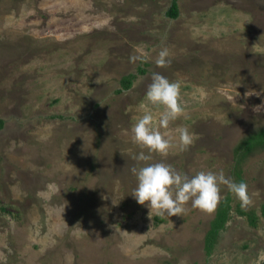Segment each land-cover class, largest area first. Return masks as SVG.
I'll use <instances>...</instances> for the list:
<instances>
[{"label": "rangeland", "instance_id": "1", "mask_svg": "<svg viewBox=\"0 0 264 264\" xmlns=\"http://www.w3.org/2000/svg\"><path fill=\"white\" fill-rule=\"evenodd\" d=\"M169 3L0 0V264H264V144L240 154L264 129V0H176L174 18ZM153 72L179 82L184 111L161 129L167 156L138 163L131 127ZM156 162L246 183L255 224L221 186L228 219L206 254L214 213L189 202L160 217L132 197L130 168Z\"/></svg>", "mask_w": 264, "mask_h": 264}, {"label": "clouds", "instance_id": "2", "mask_svg": "<svg viewBox=\"0 0 264 264\" xmlns=\"http://www.w3.org/2000/svg\"><path fill=\"white\" fill-rule=\"evenodd\" d=\"M114 30V29H113ZM169 50L163 47L158 52L155 64L159 68L170 66ZM148 53L141 51L139 55L129 57L130 62H147ZM248 95L247 93L245 94ZM144 103L141 104L143 115L131 127L132 143L141 146L138 155L134 156L138 163L153 159V154L167 156L174 146L173 138L161 129H168L170 122L176 120L184 111L180 103L179 82L169 81L164 75L153 72L151 82L147 85ZM264 105H261V108ZM153 109H160L159 118L153 124ZM180 151H185L193 142V134L187 127L176 129ZM130 172L136 177V187L132 197L139 205L147 204L148 208L160 217L179 216L186 212V205L191 202V208L206 214H212L219 206L221 186H225L239 202L242 209H247L253 204L248 192V185L244 182L237 183L223 171H199L189 177L172 168L171 165L156 162L148 163L137 168L133 166Z\"/></svg>", "mask_w": 264, "mask_h": 264}, {"label": "trees", "instance_id": "3", "mask_svg": "<svg viewBox=\"0 0 264 264\" xmlns=\"http://www.w3.org/2000/svg\"><path fill=\"white\" fill-rule=\"evenodd\" d=\"M165 13L170 18H174L177 15L176 0H170L169 6L166 9ZM133 77V74L123 75L119 79L120 87L118 88V90L120 91L128 89L131 85ZM262 144H264V129H259L255 133L245 138L243 142H241L240 149H242V151H240V154L242 155L243 153H246V151L250 150L252 147ZM229 208V197L224 196L221 199V202L217 207L216 211L214 212L213 217L209 220L208 227L205 230L203 236V249L206 254L210 253L211 249L213 248V245L217 240L219 232L224 228V224L228 219ZM236 212L239 215L245 216L250 225L255 224V216L252 211H246L244 209L237 208ZM261 215L264 216V207L261 211Z\"/></svg>", "mask_w": 264, "mask_h": 264}]
</instances>
